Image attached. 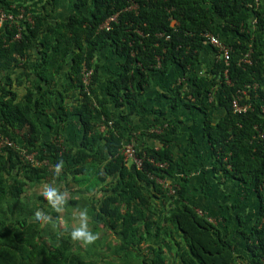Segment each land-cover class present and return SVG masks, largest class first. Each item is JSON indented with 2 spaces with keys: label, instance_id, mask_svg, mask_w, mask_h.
<instances>
[{
  "label": "trees",
  "instance_id": "16d2710c",
  "mask_svg": "<svg viewBox=\"0 0 264 264\" xmlns=\"http://www.w3.org/2000/svg\"><path fill=\"white\" fill-rule=\"evenodd\" d=\"M261 1L0 0V10H25L0 26V264H264ZM207 34L231 47L228 62L216 59ZM212 52L199 73L201 55ZM173 67L182 74L164 94L169 110L149 109L143 96L155 75ZM238 96L252 106L243 115L232 110ZM182 107L205 118L214 173L259 195L260 214L239 241L186 200L187 169L169 139ZM133 140L146 157L141 169L121 152ZM74 211L86 213L91 243L71 238Z\"/></svg>",
  "mask_w": 264,
  "mask_h": 264
},
{
  "label": "crops",
  "instance_id": "0c3cea01",
  "mask_svg": "<svg viewBox=\"0 0 264 264\" xmlns=\"http://www.w3.org/2000/svg\"><path fill=\"white\" fill-rule=\"evenodd\" d=\"M261 2L264 4V0ZM261 47L264 52V41ZM214 53L201 55L199 73L205 72L206 64L214 58ZM181 74V71L174 67L164 74L157 73L152 87L143 96L146 106L149 109L169 110V102L164 94ZM222 115V112L214 111L215 120ZM175 118H179L178 132L169 139L173 140L176 156L187 169V202L202 210L214 224L239 241V230L249 231L260 214L261 202L258 193L254 187L247 189L238 181L225 179L214 173L212 150L204 136L205 118L201 111L182 107L175 113ZM191 140L193 142H190ZM238 253L247 258L243 247Z\"/></svg>",
  "mask_w": 264,
  "mask_h": 264
},
{
  "label": "built area",
  "instance_id": "2783aa9c",
  "mask_svg": "<svg viewBox=\"0 0 264 264\" xmlns=\"http://www.w3.org/2000/svg\"><path fill=\"white\" fill-rule=\"evenodd\" d=\"M137 6L132 5L128 10L136 9ZM118 14H115L108 18L101 26V30L110 31L112 29V25L118 21ZM25 18V10H20L17 14L8 13L4 10H0V26L4 24L5 22H9L10 24H14L18 21H21ZM32 22V20H30ZM175 21L173 22V26L175 25ZM163 37V34L160 35ZM21 38V28L19 29V32L16 34L15 39L19 40ZM168 38V37H167ZM207 43L213 46L217 49L218 53H216V59L217 60H224L225 62H228L230 60V53H231V47L224 43L223 40L219 37V35L216 34H207ZM244 62H248V56L246 57ZM160 64V63H159ZM92 76V70H86L84 75V82L85 84L90 83V79ZM250 109H252V106L249 104H242V98L240 96L236 97L232 101V110L234 114L237 115H243L247 113ZM161 130H157L156 133L160 134ZM263 136V135H262ZM2 145H8V146H16L15 143L9 141V140H3ZM122 155L125 157L127 162L129 164H135L137 168L141 169L144 165V162L146 160L145 156H140L138 149L136 148V143L133 140L130 143H127L124 145V147L121 150ZM26 160L36 166H40L42 162L36 158V153L33 154H27L24 152ZM153 164L157 167L164 168L166 167V164L155 162L151 160ZM44 164L48 165V162H44ZM158 181L165 185L166 188H169L170 194H175L177 191V188L175 185H170V183H164L163 180L158 179ZM198 213L200 215H205L203 211L199 210Z\"/></svg>",
  "mask_w": 264,
  "mask_h": 264
},
{
  "label": "clouds",
  "instance_id": "9594fccd",
  "mask_svg": "<svg viewBox=\"0 0 264 264\" xmlns=\"http://www.w3.org/2000/svg\"><path fill=\"white\" fill-rule=\"evenodd\" d=\"M59 168V165H57V169ZM55 194V190L50 189L47 192V197L49 198V200L52 199V197ZM58 199V197H57ZM81 223H80V227L75 228L71 231V238L73 240H82L85 243H91L92 241H94L96 239L95 234L89 232L87 230V224H86V213H81ZM36 220L39 221L42 219V215L41 213L38 211L35 214Z\"/></svg>",
  "mask_w": 264,
  "mask_h": 264
},
{
  "label": "rangeland",
  "instance_id": "374dc122",
  "mask_svg": "<svg viewBox=\"0 0 264 264\" xmlns=\"http://www.w3.org/2000/svg\"><path fill=\"white\" fill-rule=\"evenodd\" d=\"M59 3H60V6L61 7H64V6H66L67 5V0H59ZM32 4H34V2H32ZM73 194H71V193H66V197L65 198H67V200H69L71 197H73L72 196ZM56 200H58V199H56ZM63 213V211L61 212V214ZM81 213H77V211H74L73 212V215H74V224L72 223L71 225H72V227H74L75 228V224H77L78 225V227L80 226V223H81V215H80ZM46 215L48 216V214H45L44 216L46 217ZM88 222H89V219H87L86 218V224H87V226L88 227H90L89 225H88ZM64 227H65V223H63L62 224ZM51 231L54 233V232H57V230H56V228L54 227V226H52L51 227ZM114 240H115V236H110L109 237V242H113L114 243ZM82 247H86V244H82L81 245ZM101 246H102V244H100V243H98V241L97 242H95V244L92 246L94 249H93V252H97V253H99V252H101L102 251V248H101ZM147 248L146 247H144L143 249H142V252H144L145 254H148L147 253ZM110 253V252H109ZM115 263H117V261L115 262ZM101 264V263H100Z\"/></svg>",
  "mask_w": 264,
  "mask_h": 264
}]
</instances>
